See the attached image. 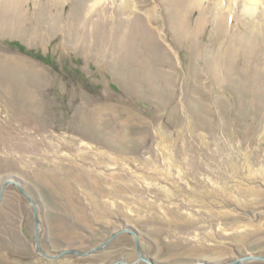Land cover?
Returning a JSON list of instances; mask_svg holds the SVG:
<instances>
[{"label":"rangeland","instance_id":"374dc122","mask_svg":"<svg viewBox=\"0 0 264 264\" xmlns=\"http://www.w3.org/2000/svg\"><path fill=\"white\" fill-rule=\"evenodd\" d=\"M9 178L109 242L11 183L0 264L264 255V0H0Z\"/></svg>","mask_w":264,"mask_h":264},{"label":"water","instance_id":"95a60500","mask_svg":"<svg viewBox=\"0 0 264 264\" xmlns=\"http://www.w3.org/2000/svg\"><path fill=\"white\" fill-rule=\"evenodd\" d=\"M11 183H15L18 186V188L28 197V199L34 205V208H35V218H36V223H37L36 235H37L38 250H39V252H42V254H44L45 256H48V257H51V258H60V257H62L64 255H66V254H78L80 256H86V255L91 254L92 252H94L96 250L101 249L103 246H105V245L108 244L109 241L105 242L101 246H98L96 248H93V249L89 250L88 252H80V251H78L76 249H69V250H65V251L61 252L58 255H54V256L53 255H49V254L43 252V249H42V246H41V238H40V234H39L40 217L38 215L37 202L31 196V194L15 178H9V179H7L4 182V184L2 186L1 193H0V202L2 201V199L4 197V192H5L6 186L8 184H11ZM121 231H124V230H119L118 232H116L114 234V236L116 234L120 233ZM133 234L135 235L136 241H137V244H138L137 233L133 231ZM138 248H139V245H138ZM141 259L146 260L147 262H149V264H155L151 259H149V258H147V257H145L143 255H141ZM250 260H264V255H253V254H250V255H247V256H243V257L237 258V259H235L234 261H232V262H230L228 264H242V263L247 262V261H250ZM193 264H213V263H209V262H206V261H199V262H196V263H193Z\"/></svg>","mask_w":264,"mask_h":264}]
</instances>
